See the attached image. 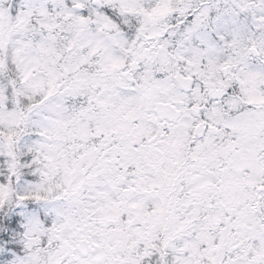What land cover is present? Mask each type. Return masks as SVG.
<instances>
[{
	"label": "snow or ice",
	"instance_id": "snow-or-ice-1",
	"mask_svg": "<svg viewBox=\"0 0 264 264\" xmlns=\"http://www.w3.org/2000/svg\"><path fill=\"white\" fill-rule=\"evenodd\" d=\"M0 264H264V0H0Z\"/></svg>",
	"mask_w": 264,
	"mask_h": 264
}]
</instances>
